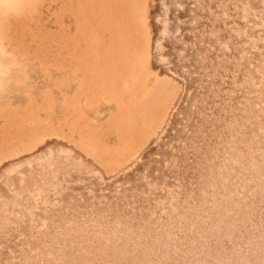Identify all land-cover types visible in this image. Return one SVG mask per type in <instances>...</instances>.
Returning a JSON list of instances; mask_svg holds the SVG:
<instances>
[{"label": "bare ground", "instance_id": "6f19581e", "mask_svg": "<svg viewBox=\"0 0 264 264\" xmlns=\"http://www.w3.org/2000/svg\"><path fill=\"white\" fill-rule=\"evenodd\" d=\"M53 3L55 5V10L51 15H53L52 16L54 20L53 26H55V29L53 32H46L41 24V18L43 15V10L49 11L48 7L52 5ZM210 5L212 7H210ZM176 10H179V12H177ZM263 13H264V0H0V259L2 258L8 259V257H10L11 254H13V250L11 246L15 244V241H17L16 240L17 238L22 239L24 235H21V234H25L26 231L28 230L27 221L25 223L21 222L22 220L20 222L18 221L20 228L16 229L17 231L15 232L13 229L14 227H12L9 224L10 223L9 221H8L9 223L7 222L9 225L2 224L3 222L1 221L2 220L1 213H2V210L5 209L4 206L9 204L8 206L12 207V203L15 202L13 197L16 195L18 196L21 193H25L27 192V190L33 191L35 190V188H38V189L43 188L44 179L52 178L53 180V177L56 176V173L54 174V172L56 171L57 168L60 169L59 166H63V167L65 166L66 169L71 170V173H69L71 175H73L72 170L74 171L78 170L81 172V174L83 175L82 177L85 180L89 181V180H92L93 178L95 179L94 180L95 184L94 182L91 184L90 183L91 181H90L89 182L90 185H87L86 183L83 185L81 184L82 188L79 189L82 200L86 202L85 205H84V202L82 205V206H85V208L84 207L83 208L86 210L90 209V205L87 203L88 192L92 191L91 189H95L96 191L100 189L101 185L99 187L97 185L98 180L102 179V181L104 180V182L105 180H107V183H108L109 180L111 179L113 180V178L118 175H120L121 177L126 176V178L128 176L130 179L129 183L126 182V185L128 183V186L123 185L124 184L123 182V184H121L122 185L121 188L119 187L120 192L119 191L118 192L121 195L123 194L122 196L125 195L124 198L126 197V199H128V196L129 197L134 196V200H133L134 203L130 202L131 204L125 207L127 211L126 210L123 211L124 207L122 206L119 207L117 204L114 205L116 207L118 206V209H116V212L111 213L112 217L110 218L112 221L114 220L113 223L116 224V222L119 221V218L122 217L121 220L123 221V224H124L125 218L129 217L130 216L129 214L132 215L138 212L139 207L141 206L140 205L141 200L139 199H142V198L144 200L150 199L151 202L154 199H155L154 201L159 200L158 197L163 195L164 193L163 191H165L166 185L170 184L168 185L169 187L171 186L172 182L175 183L174 179L176 178L178 179L179 178L177 177L178 175H180V178H179L180 180L185 179L184 186L179 185L178 186L179 188L181 187H187V189L189 188L190 181H188L189 179L187 178L190 175H192V173H194V176L197 177V179L195 178L196 179L195 181L199 185L204 181L209 182V180H211L212 182L213 177L211 176L210 172L215 171L216 164L214 163L215 161L213 160L211 161V157L214 155L212 154V152L213 151L217 152V149L220 150V153H219L220 155L221 153H225V151L229 153V155L230 153H233V152L237 153L238 155H241L239 154V151H241L240 153L245 152L244 154H242L243 157H246V155L252 156L253 154L254 158L256 160L258 159V162L263 163L264 165V161H263L264 160V152H263L264 146H262V149L261 148L259 149V146H258L260 145L261 147V145L264 144L263 142L264 137L262 139L260 138L261 136L259 135L260 137H258L259 139L258 140L256 138L257 135L254 133V129L256 130L255 127L257 125V122L255 121V119L258 120L257 118H259L260 110H262L259 108L260 102L258 98H260V96L261 98L264 97V88L261 87L262 89L259 92L254 91L253 89L255 87L254 84L259 75L258 71L261 68V66L264 65V19L261 16V14L263 15ZM50 18L51 17H49V19ZM196 18L197 19L199 18V21L200 19H202V21L198 23L196 21ZM193 20L198 23L197 26H192ZM176 34L178 35L177 37L175 36ZM262 73H264V71ZM257 82L259 84V81ZM259 87L260 85L257 88ZM187 91H188V94L185 95ZM232 93L235 94L234 97L232 96ZM216 97L217 99H219L218 105L212 100V98L216 99ZM263 107L264 106H262L261 108ZM185 116H188L190 119H187V117ZM263 117H264V114H263ZM209 118H210V122L208 123ZM187 120L189 121L187 122V124H185V121ZM224 121H227L228 123V128L225 127L227 129L228 134H225L226 136L221 137L222 128L220 129V126H221L220 124L223 123ZM258 128L259 127H257V130ZM262 131H264V129ZM231 133H235L237 135V138L236 139L234 138V139L240 145L236 146L234 141H233L234 143H231L230 141L228 142L226 140L227 135ZM232 138H233V134H232ZM167 143H172L173 145L175 144L176 151L174 150L169 151L168 150L169 146L168 148L166 146L168 145ZM251 148L252 149L255 148V152L250 151ZM258 149L260 150L259 152L257 151ZM53 150H58L56 156L59 157L61 162H59V160L57 162L56 160H52V161H49V165H48L47 163H43L41 159L39 160V158H37L39 155H42L45 152H50ZM246 151H249V153H247ZM165 155L167 158H169L170 163H172L171 167L173 169V172L178 174L177 176L176 174H173L175 176L168 174L169 172L167 171H166L167 173H163V170H158L159 176H156L154 174L153 169L155 168V164L156 163L159 164L160 161L163 160ZM246 158H245V161H246ZM34 159L38 160L39 162L32 166H29L30 161H33ZM241 159H242V164H246V163H243L244 159L242 157H240V160ZM164 161L163 162L161 161V163H165ZM232 162L234 161L232 160ZM161 163H160V166H161ZM187 164L189 166H187ZM259 165H258V168L261 167V166L259 167ZM15 166H20V167L25 166L26 172L22 174V177L13 178V180L11 179L10 181L8 180V178H4L7 175V173H9L8 171L12 168H15ZM160 166L159 168L161 169ZM232 166H235L236 168H238L237 166L239 165L237 164L235 165V162H234V165ZM225 167L226 166H224L223 168ZM123 172H125V174L122 176L121 173ZM202 172H204V174L200 177L199 174L200 173L202 174ZM218 172L217 174H219ZM250 172H254V171L251 170ZM233 173H236V172L233 171ZM237 173L235 175H237ZM227 174H229V172ZM45 175L47 176L45 177ZM204 175H207V176H204ZM90 177H92V179H90ZM200 178H203V179L200 180ZM249 178H251V176ZM72 179H73V176H72ZM82 180L80 181V183L82 182ZM75 181H76V178H75ZM75 181H74V184H75ZM120 181L118 180V182ZM258 181H257V184H258ZM65 182L64 184L65 186H67L66 184L68 183H65ZM55 184H56V181H55ZM76 184H77V181H76ZM98 184L100 183L98 182ZM104 184L106 186L109 185V183L106 184V182ZM52 185L53 184H51V186ZM77 185L80 186V184H77ZM175 185H177V183ZM110 186L108 187L110 188L109 191H112L114 187L111 184ZM54 187H57V186H54ZM228 187L229 186L227 185V188ZM237 187H239V190H240V186H237ZM11 188H13L12 191H10ZM48 188L49 187H47L46 189ZM230 188H232V186ZM50 189H52V187L49 188V190ZM254 189L256 188L254 187ZM42 190H41V193H42ZM67 190L69 191V189ZM161 191L163 193L160 195ZM53 192H51L48 195L53 194ZM103 192H107V191L104 190ZM228 192L230 193V190ZM261 192L262 193H260L261 195L257 203L261 211H259V209L258 210L256 209L257 211L253 212L252 214V217L254 215V219L260 220V221L264 219L263 218L264 217V212H263L264 211V191H261ZM71 193H72V190H70L67 195L69 196ZM42 195L45 196V194H42ZM244 195H246V192L245 194H243V196ZM18 197L20 198V196ZM81 197H80V202H81ZM209 197H207V200ZM212 197L213 196H211V198ZM226 197H229V196L226 195ZM55 199H58V198H55ZM236 199L238 198L236 197ZM30 200H33V199L30 198L28 201ZM60 200H59V203H60ZM67 200H68V197L65 195L63 203ZM71 201H73V198ZM99 201H98V204H101L102 201L101 203ZM196 201H199V200H196ZM226 201L228 202V200ZM242 201H245V200H242ZM32 202L34 203V201ZM188 202L190 204L191 201H188ZM57 203H55V205H57ZM212 204L214 205L213 202ZM226 204H230V203H226ZM30 205H33V204H30ZM76 205L77 204L75 202V206ZM123 205L125 204L123 203ZM238 205H240V203H238ZM242 205H245V204H242ZM114 206L112 208L110 206V209L112 210L115 209ZM175 207L176 205L173 206V208ZM194 207L195 206L193 205V208ZM244 207H247V206H244ZM65 209H66V206H65ZM233 209H235V206ZM151 210L153 211V209ZM155 210H157V208H155ZM162 210H165V209H162ZM245 210L246 209H244V211ZM26 211L23 213H26ZM222 211L223 209L221 210V212ZM71 212L73 213V211ZM141 212L143 213V211ZM190 212H188L187 210V213H190ZM200 213H203V212H200ZM243 213L244 212H242L241 214ZM16 214H14V218H13L15 220H16V216H15ZM151 214L152 213H150V215ZM11 215L13 217L12 213ZM73 215L74 214H72V216ZM21 216H22V213H21ZM178 216L180 217V215ZM222 216H223V213H222ZM239 216L236 215V218L238 217L239 219ZM134 217L135 216H133V218ZM143 217H144V214H143ZM193 217H195V215ZM193 217L191 214V219L189 220H192ZM102 218L100 216H97V219L93 221L94 222L100 221L101 223V221L103 222ZM187 218L188 217H186V220ZM189 218H190V215H189ZM3 220L5 219L3 218ZM160 220H162V218H160ZM171 220L172 219H170V222ZM64 221L66 220L64 219ZM225 221H229V219L228 220L226 219ZM35 222L37 225V221ZM128 222H132L131 219ZM38 223L40 222L38 221ZM68 223H71V222H69L68 220ZM147 223H148V220H147ZM156 223H159V222H156ZM238 223H241V222H238ZM123 224H120V225H123ZM153 224L155 223L153 222ZM185 224L183 226H185L186 229H188L187 227L188 223L187 225ZM39 225L41 227V224ZM151 225L152 224H150V226ZM226 225H228V230H229V225H232L233 227V223L231 222H227ZM235 225L237 224H234V226ZM92 226L94 227V225ZM131 226H134V225H131ZM170 226H172V224H170ZM106 227H109V226L107 225ZM106 227L103 226V223H102L101 230H105ZM139 227H141V225ZM145 227L146 226H144L143 229H145ZM193 227H194V224H193ZM258 227L260 226L258 225ZM123 228L125 229V226ZM219 228L220 227H218V229ZM73 229L71 228V230ZM111 229L113 230V226ZM165 229L168 230V228H165ZM186 229H185V232H186ZM38 230L40 231L41 229H38ZM83 230L86 231L88 230V228L83 229ZM117 231L119 232V230ZM160 231L161 230H159V232ZM181 231L182 230H180V232ZM102 232L100 234L102 236L100 235L96 236L93 234H82L80 232L82 235V237L80 236L81 238L79 236L76 237L77 238L76 240H74L73 238L72 242L74 244L70 245L72 247V250L74 248L73 246H76L75 249H78L79 251L81 250V254H82L79 260L75 259L76 262H74V259H73L74 264H83V263L86 264L87 263L86 261L83 262L81 259L87 260L86 256L89 255L90 251L87 252L85 248L87 247V244L89 241H90L88 244L89 247H90V244L91 246L92 244H94L95 246H98L99 243L101 244L103 242H106V240L112 235V234L109 235L106 233L104 234V231ZM146 232L144 235H146ZM197 232L193 234L196 235L199 233ZM235 232L232 231V234ZM55 233L57 232L55 231ZM59 233L60 234L63 233L65 235L70 234V232H68L67 227L64 228ZM131 233L132 232H130V234ZM190 233H192V230ZM14 234H19V235L18 237L15 236L14 238H12ZM160 234H163V233L160 232ZM35 235H36V232H35ZM149 235H151V233ZM214 235H215V231H214ZM76 236H77V232H76ZM88 236H93L95 238L92 239V237H89L91 239L90 240L88 239ZM154 236L155 235L152 234V236L149 238H153ZM197 236L198 235H196V240H197ZM71 237L73 236L71 235ZM98 237H102V239L98 240ZM142 237H145V236H142ZM114 238H118V237H114ZM225 238H226V235H225ZM30 239H32V237ZM47 239H49V237ZM182 239L180 242H182ZM8 240H10L11 242L9 243ZM67 240H65L66 243H68ZM101 240L103 241L100 242ZM211 240H213L212 243H214V236L212 239H210V241ZM50 241H48V243H50ZM75 241L77 244H75ZM263 241H264V238H263ZM58 242L60 241L58 240ZM199 242H202V241H199ZM165 243L168 244L167 242ZM134 244L135 243H133V245ZM187 245L188 244H186V246ZM21 246L22 248H24L23 247L24 245H21ZM51 246H53V244ZM152 246H155V244ZM156 246L158 247V245ZM26 247H28L27 244H26ZM146 247H148V245ZM227 247L228 245L226 246V248ZM236 247L240 249L239 245L238 246L236 245ZM57 248L56 250L54 249V251L53 249H51L52 252H50L49 254L50 255L52 254V257L50 258V260L55 259V262H57V264H65V263L73 264L72 261L71 263H69V261H66L67 260L66 258H69L68 254L70 252L67 253V249L69 247H67V249H65L63 252H58ZM103 248H105V246ZM103 248L102 250L104 251ZM113 248H116V247H113ZM139 248H141L140 245H139ZM87 249H90V248H87ZM153 249L155 248L153 247ZM219 249H220V246H219ZM240 250L242 251V249ZM22 251L24 250L22 249ZM93 251H94V246H93ZM93 251H92L93 253L92 255L96 253ZM107 251H110V250H107ZM136 251H139V250L136 249ZM204 251L206 250L204 249ZM201 252H203V250ZM201 252H200V256L203 254ZM212 252L213 251H211V253ZM260 252L262 253V249L260 250ZM103 253H106V252L104 251ZM158 253H161V252H158ZM217 253H216V256L212 258L213 260L211 259V257H209L212 261L208 260L207 264H234V262H230V261H234L232 259H234L236 255L234 257L231 256L233 258L230 260H227V259H224L223 257L224 254L223 256H219L217 255ZM242 253H240L242 255L241 257H243V255L246 254V253L244 254ZM43 254L45 255V252ZM98 254L99 252H97L95 259L91 257V259L93 260L91 264H97L100 262V258ZM225 254H227V251ZM256 254H254V256H252L253 258L249 259L248 262H246V264H264V259H263L264 257H261L260 254H259L260 256H256ZM39 255L40 254H38V256ZM109 255L107 257H110ZM166 255L163 256L162 254L161 256L166 257ZM171 256H174V254ZM23 257H26V256H23ZM29 257L30 256L28 255V258ZM204 257L205 256H203V258ZM206 257L208 259V256ZM239 257L240 256H238L237 258ZM37 259L35 258V260ZM188 259L189 258H187V260ZM189 260H192V259H189ZM8 261L9 260H4V264H7ZM201 261L202 262H200L199 260L198 264H205L204 263L205 261L203 260ZM1 262H3V260H0V264ZM195 262H197V260H195ZM195 262H191V263H195ZM41 263L43 264V262ZM13 264H15V262ZM148 264H150V262ZM168 264H171V262L169 261Z\"/></svg>", "mask_w": 264, "mask_h": 264}, {"label": "rangeland", "instance_id": "374dc122", "mask_svg": "<svg viewBox=\"0 0 264 264\" xmlns=\"http://www.w3.org/2000/svg\"><path fill=\"white\" fill-rule=\"evenodd\" d=\"M251 2V1H250ZM211 3V2H210ZM210 7H212L211 5H210ZM211 9V8H210ZM48 10L49 11H45V10H43V15H42V18H41V24H42V26H43V28H44V30L46 31V32H53L54 31V29H55V26H53L54 25V23H53V15H51L53 12H54V10H55V5H54V3L52 4V5H50L49 7H48ZM177 12H179V10H176ZM261 16L263 17V19H264V13H263V15L261 14ZM49 17H51L50 19H49ZM261 17V18H262ZM45 21V22H44ZM196 21L198 22V23H200L201 21H202V19H200V21H199V18L197 19L196 18ZM196 21H194L193 20V22H192V26H197L198 25V23L196 22ZM53 23V24H52ZM196 28H198V27H196ZM176 37L178 36L177 34L175 35ZM262 68V69H261ZM261 68L259 69V71H258V73H259V75H258V77H257V80H256V82H255V84H254V91H260L262 88H264V78H263V74L264 73H262L263 71H264V65L263 66H261ZM261 71V72H260ZM259 78V79H258ZM261 79V80H260ZM257 81H259V84H258V82ZM261 82H263V83H261ZM260 85V87L259 88H257L258 86ZM263 85V86H262ZM257 86V87H256ZM262 87V88H261ZM256 88V89H255ZM188 94V91L185 93V95H187ZM189 94H190V92H189ZM258 94V93H257ZM192 95V94H191ZM191 95H189V96H191ZM234 93H232V96L234 97ZM264 97H262L261 98V96H260V98H258V100H259V108L260 109H262V110H260V115H259V118H257L258 120H256L255 119V121L257 122V125H256V130L254 129V133L257 135H255L256 136V138L258 139V137H260V138H262L263 139V137H264V131H262L263 129H264V117H263V112H264V107L263 108H261L262 106H264ZM212 100H213V102H215L217 105L219 104V99H217V97H216V99L215 98H212ZM214 103V104H215ZM215 104V105H216ZM263 104V105H262ZM217 107V106H216ZM263 111V112H262ZM262 113V114H261ZM262 116V117H261ZM185 117H187V119H190L188 116H185ZM263 118V119H262ZM260 119V120H259ZM184 121V120H183ZM189 120H187V121H185V124H187V122H188ZM210 122V118H209V121H208V123ZM227 123V121H224L223 123H221L220 125V129H221V137L223 136H226L225 134H228L227 133V129L226 128H228V123ZM259 123H260V125H259ZM263 124V125H262ZM227 125V126H226ZM262 125V126H261ZM226 127V128H225ZM257 127H259L258 128V130H257ZM224 128V129H223ZM223 131V132H222ZM226 133H225V132ZM261 131V132H260ZM224 133V134H223ZM232 134H233V138H232ZM260 135V136H259ZM237 138V135L235 134V133H231V134H229V135H227V137H226V140L229 142H231V143H234L235 142V144H236V146L237 145H240L239 143H237L236 142V140L235 139ZM234 139V140H233ZM259 140V139H258ZM234 141V142H233ZM257 141V140H256ZM263 142H264V140H263ZM168 145H166L167 146V148H168V146H169V151H176V146H175V144L173 145L172 143H167ZM258 145V144H257ZM173 146V147H172ZM259 146V149L261 148L262 149V146H264V144L263 145H261V147H260V145H258ZM257 150L258 152L260 151V150ZM263 149H264V147H263ZM57 151L58 150H53V151H50V152H45V153H43L42 155H39L37 158H39V160L41 159V161H43V163H47L48 165H49V161H52V160H56V162L59 160V162H61V160L59 159V157H57L56 155H57ZM250 151H254L255 152V148H251L250 149ZM238 152V151H237ZM241 151H239V154H241V155H238L237 153H235V152H233V153H230V155H229V153H227L226 151H225V153H221V155L219 154L220 153V150H218L217 149V152H212V154H214L212 157H211V161L213 160V161H215L214 163L216 164V166H215V171L214 172H210V174H211V176L213 177V183L211 182V180H209V182H211V183H209L208 181L206 182V181H204V182H202L200 185L198 184V183H196V179H197V177H195L194 176V173H192V175H190L187 179H189L188 181H190V185H189V188L187 189V187H181V188H179L178 186L179 185H182V186H184V184H185V179L184 180H180L179 178H180V175H178V174H176L175 172H173V169H172V167H171V165H172V163H170V160H169V158H167L166 157V155H165V157L163 158V160H161L162 162L164 161L165 163H161V161H160V163H161V166H160V163L158 164V163H156L155 164V168L153 169L154 171V174L156 175V176H159L158 174H159V171L158 170H163V173H167V172H169L168 174H171V175H173V174H176V176L177 177H179L177 180L176 179H174L175 180V183L174 182H172L171 183V186H169L168 187V185H170V184H168V185H166V187H165V191H161L160 192V195L163 193V195L162 196H159L158 197V199L159 200H156V201H152L151 202V200L149 199H147V200H144L143 198L142 199H139V200H141V203H140V207H139V210H138V212L137 213H134V214H129L130 216L129 217H126L125 218V222H124V224H123V221L121 220L122 219V217L121 218H119V221H117L116 222V224L115 223H113V221L110 219L111 217H112V214L111 213H113V212H116V209H118V206L119 207H126V206H128V205H130L131 203H134L133 202V200H134V196H128V199H126V197L124 198V196H122L121 194H119V192H120V188H121V184H123V182H124V184L123 185H125V186H128V183L130 182V179H129V177L127 176V178H126V176H123L124 174H125V172H123V173H121V175L123 176V177H121L120 175H118V176H116V177H114L113 178V180L111 179V180H109V185H105L104 183L106 182V184H108L107 183V180H105V182H104V180L102 181V179H100V180H98L97 181V185H98V187L100 186V191L98 190V191H96L95 189H91L92 191H89L88 192V201H87V199H86V201H87V203L90 205V209L89 210H86V209H84L85 208V206H82L83 205V200H82V197H81V193H80V190L79 189H81L82 188V186H81V184L83 185V184H87V185H90L89 184V182L92 184L93 182H94V178L92 179V177H90V179H92V180H85L82 176V174H81V172L80 171H78V170H76V171H74V170H72V174L73 175H71V174H69V173H71V170H69V169H66L65 168V166L63 167V166H59V168L60 169H56V171L54 172V174L56 173V176L55 177H53V180H52V178L51 179H44V183H43V188H41V189H38V188H35V190H27V192H25V193H21L20 195H18V196H20V198L16 195V196H14L13 197V199H14V203H12V207L11 206H8V205H5L4 207H5V209H3L2 210V213H1V218H2V224H7V225H11L12 227H14L13 229H14V232L15 231H17L16 229H19L20 227H19V223H18V221L20 222L21 220V222H26L27 221V223H28V230L26 231V233L25 234H21V235H24L23 237H22V239H19V238H17L16 240L18 241H15V244H13V246H11V248H12V250H13V254H11V256L10 257H8V259L6 258H2V259H0V260H3V262H1V264H4V260H9L8 261V263L7 264H13L14 262H15V264H42L41 262H43V264H57V262H55V259L54 260H50V258L52 257V254L50 255L49 253L50 252H52V250L51 249H53V251H54V249L56 250V248H57V246H58V248H57V251L58 252H63L65 249H67V247H69L68 249H67V253H69L68 255V257L69 258H66L67 260L66 261H69V263H71V261L73 262V259H74V262H76V260L75 259H77V260H79L80 258H81V256H82V254H81V250L79 251L78 249H75V247L76 246H73L74 248H73V250H72V247L70 246V245H72V244H74L73 242H72V240H73V238H74V240H76L77 238L76 237H82V235H81V233L82 234H93V235H96V236H98V235H100L101 234V232L102 231H104V234L106 233V234H109V235H111V237H109L107 240H106V242H103V243H99L98 244V246H95L94 244H92V246H91V244H90V247H89V242H88V244H87V247L85 248L86 250H87V252L88 251H90L89 252V255H87L86 256V259L87 260H84V259H81L83 262H87L86 264H91L92 262H93V260L91 259V257L93 258V259H95V256L97 255V252H99V254H98V256H99V258H100V264H123V263H125V264H148L149 262H150V264H168L169 263V261L171 262V264H190L191 262H195V260H197V262H195V263H191V264H198V262H199V260H200V262H202L201 260H203V261H205L204 263L205 264H207L208 263V260L209 261H212L213 259L212 258H214L215 256H216V253H217V255H219V256H223V254H224V259H227V260H230V259H232L235 255V257L237 258L238 256H240L239 258H235L234 257V259H232V260H234V261H230V262H234V264H236V262H237V264L239 263V264H246V262H248V260L249 259H251V258H253L252 256H254V254H256V256H260L261 255V257H264V241H263V238H264V232H263V230H264V219H262L261 221L260 220H256V219H254V215H253V217H252V214H253V212H256L258 209H259V211H261L260 210V207H258V205H257V203H258V200H259V197H260V193H262L261 191H264V165H263V163H260V162H258V159L256 160L255 158H254V155L252 154V156H248V155H246V157H243L242 156V154H244V153H240ZM247 153H249V151H246ZM263 152H264V150H263ZM246 153V154H247ZM251 153V152H250ZM215 154H217V155H215ZM219 155V156H218ZM226 155V156H225ZM218 156V157H217ZM220 156H221V158H220ZM224 156V157H223ZM235 156V157H234ZM237 156H238V158H237ZM51 157V158H50ZM240 157H242L243 159H244V162L243 163H246V164H242V159L240 160ZM191 158V157H190ZM237 158V159H236ZM245 158H246V161H245ZM219 159V160H218ZM223 159V160H222ZM235 159V160H234ZM239 159V160H238ZM249 159V160H248ZM80 160V159H79ZM168 160V161H167ZM232 160L235 162V165L237 164V165H239L240 167H242V168H240L239 166H237L238 168H236L235 166H232V165H234V162H232ZM255 160V161H254ZM81 161V160H80ZM239 161V162H238ZM248 161H249V163H248ZM264 161V160H263ZM39 161L38 160H33V161H30V163H29V166H32V165H34V164H36V163H38ZM82 162V161H81ZM220 162H222V163H220ZM237 162V163H236ZM257 162H258V164H257ZM84 163V162H83ZM186 163V162H185ZM85 164V163H84ZM231 166H230V165ZM241 164V165H240ZM256 164V165H255ZM260 164V165H259ZM244 165V166H243ZM247 165V166H246ZM258 165H259V167L260 168H258ZM156 166H158V167H156ZM159 166L161 167V169L159 168ZM170 168H169V167ZM187 166H189L188 164H187ZM224 166H226L225 168H223ZM228 166V167H227ZM231 168H230V167ZM246 166V167H245ZM254 166V167H253ZM255 166H256V168H255ZM165 167V168H164ZM234 167V168H233ZM244 167V168H243ZM252 167H253V169H252ZM63 168V169H62ZM228 168H230V169H228ZM232 168H233V170H232ZM251 168V169H250ZM170 169V170H169ZM224 171H223V170ZM250 169V170H249ZM257 171H256V170ZM218 170H219V172H218ZM229 170V171H228ZM236 170V171H235ZM254 171V172H250V171ZM13 171V172H12ZM16 171V172H15ZM68 172V174H67V172ZM167 171V172H166ZM231 171V172H230ZM233 171L234 172H238L237 173V175H235L236 173H233ZM242 171V172H241ZM248 173H247V172ZM260 171V172H259ZM9 173H7V175L4 177V178H8V180L10 181L11 179L13 180V178H20V177H22V174H24L25 172H26V168H25V166L24 167H20V166H15V168H12V169H10L9 171H8ZM76 174H75V173ZM79 172H80V174H79ZM95 172V171H94ZM158 172V173H157ZM173 172V173H172ZM217 172L219 173V174H217ZM223 172V173H222ZM229 172V174H227ZM247 173V175H246V173ZM257 174H256V173ZM14 173H16V174H14ZM67 175H66V174ZM197 173V172H196ZM259 173V174H258ZM261 173V174H260ZM11 176H10V175ZM58 174V175H57ZM64 174V175H63ZM90 174H92V173H90ZM204 174V172H202V174L200 173L199 175H200V177L202 176ZM219 175V176H217V175ZM225 174V175H224ZM240 174H241V176H240ZM62 176V177H60V176ZM224 175V176H223ZM261 175V176H260ZM47 175H45V177H46ZM59 176V177H58ZM72 176H73V179H72ZM91 176V175H90ZM155 176V177H156ZM173 176H175V175H173ZM197 176H198V174H197ZM204 176H207V175H204ZM244 176V177H243ZM246 176H248V177H246ZM251 176V178H249ZM12 177V178H11ZM58 177V178H57ZM63 177H65V178H63ZM68 177V178H67ZM119 177H120V179H119ZM222 177V178H221ZM241 177V178H240ZM263 177V178H262ZM10 178V179H9ZM61 178V179H60ZM70 178V179H69ZM75 178H76V181H77V184H80V186L79 185H77L76 184V181H75ZM81 178V179H80ZM118 178V179H117ZM126 179V180H124V179ZM193 178V179H192ZM196 178V179H195ZM215 178H217V179H215ZM261 178V179H260ZM64 181H63V180ZM72 179V180H71ZM83 179V180H82ZM123 179V180H122ZM203 178H200V180H202ZM220 179V180H219ZM229 179V180H228ZM239 179V180H238ZM251 179V180H250ZM257 179V180H256ZM258 179H259V181H258ZM56 181V184H55V181ZM67 180V181H66ZM71 180V181H70ZM82 180V182L80 183V181ZM117 180V181H116ZM118 180L120 181V182H118ZM129 180V181H128ZM224 180V181H223ZM237 180V181H236ZM247 180V181H246ZM66 181V182H65ZM74 181H75V184H74ZM223 181V182H222ZM231 181H232V183H231ZM244 181V182H243ZM251 181H253V182H251ZM257 181H258V184H257ZM263 181V182H262ZM59 184H58V183ZM64 182L65 183H68V184H66L67 186H65V184H64ZM72 182V183H71ZM98 182L100 183V184H98ZM117 182V183H116ZM126 182H128L127 183V185H126ZM193 182V183H192ZM222 183V184H220V183ZM236 184H235V183ZM240 182V183H239ZM256 182V183H255ZM71 183V184H70ZM102 183V184H101ZM177 183V185H175ZM195 183V184H194ZM207 183V184H206ZM208 183H209V185H208ZM226 183H228V184H226ZM234 183V184H233ZM248 183V184H247ZM254 183V184H253ZM51 184H53L52 186H51ZM70 184V185H69ZM94 184H95V182H94ZM104 184V185H103ZM110 184L114 187L113 188V190L112 191H109L110 190V188H111V186H110ZM189 184V183H188ZM203 184V185H202ZM207 186H206V185ZM216 184H217V186H216ZM220 184V185H219ZM232 184V185H231ZM245 184V185H244ZM61 185H63V186H61ZM72 185V186H71ZM73 185H75V186H73ZM197 185V186H196ZM210 185H212V186H210ZM227 185L229 186L228 188H227ZM252 185V186H251ZM253 185H254V187L256 188V189H254V187H253ZM52 187V189H50L49 190V188H51ZM54 186H57V187H54ZM59 186H61V187H59ZM105 186V187H104ZM110 186V188H108ZM117 186V187H116ZM175 186V187H174ZM221 186V187H220ZM232 186V188H230ZM237 186H240V190H239V187H237ZM244 186V187H243ZM250 186V187H249ZM47 187H49L48 189H46ZM59 187V188H58ZM69 189V191L70 190H72V193L68 196L67 194L69 193V191L66 189ZM107 187V188H106ZM120 187V188H119ZM246 187V188H245ZM248 187V188H247ZM259 187V188H258ZM71 188V189H70ZM106 188V189H105ZM118 188V189H117ZM167 188H168V190H167ZM170 188V189H169ZM179 188V189H178ZM183 188H184V190H183ZM234 188H236V189H234ZM42 189H44V190H42ZM59 191H58V190ZM190 189V190H189ZM192 189V190H191ZM207 189V190H206ZM220 189V190H219ZM244 189V190H243ZM252 191H251V190ZM262 189V190H261ZM13 190V188H11L10 189V191H12ZM41 190H42V193H41ZM47 190H49V191H47ZM65 190V191H64ZM95 190V191H94ZM107 191V192H103V191ZM198 190V191H197ZM200 190V191H199ZM225 190V191H224ZM230 190V193L228 192ZM236 190H238V191H236ZM246 190V191H245ZM24 191H26V190H24ZM54 191V192H53ZM68 191V192H67ZM77 191V192H76ZM119 191V192H118ZM172 191H174V192H172ZM187 191V192H186ZM190 191V192H189ZM209 191V192H208ZM211 191V192H210ZM221 191V192H220ZM235 191V192H234ZM253 192V193H251V192ZM255 191V192H254ZM46 192V193H45ZM51 192H53V194H51V195H48V194H50ZM91 192V193H90ZM92 192H93V194H92ZM99 192V193H98ZM102 192V193H101ZM111 192V193H110ZM233 194H232V193ZM245 192H246V195H244L243 196V194H245ZM27 193V194H26ZM31 193V194H30ZM79 194V196H78V194ZM90 193V194H89ZM175 193V194H174ZM181 193V194H180ZM190 193H191V195H190ZM198 193V194H197ZM201 193V194H200ZM207 193V194H206ZM209 193H211V194H209ZM213 193V194H212ZM226 193V194H225ZM240 193H242V194H240ZM250 193V194H249ZM255 193V194H254ZM25 194V195H24ZM30 196H29V195ZM42 194H45V196H43ZM61 194V195H60ZM64 194V195H63ZM100 194V195H99ZM112 196H111V195ZM117 194H118V196H117ZM167 194V195H166ZM182 194H184V195H182ZM187 194H188V196H187ZM196 194V195H195ZM200 194V195H199ZM224 194V195H223ZM238 196H237V195ZM13 195V194H12ZM11 195V196H12ZM65 195L68 197V200L67 201H65L64 203H63V201H64V198H65ZM71 195H72V197H71ZM89 195H91V196H89ZM98 195V196H97ZM114 195V196H113ZM132 195V194H131ZM175 195H177V196H175ZM193 195V196H192ZM202 195H204V196H202ZM213 196L212 198H211V196ZM226 195L227 196H229V197H226ZM231 195V196H230ZM234 195V196H233ZM241 195V196H240ZM250 195V196H249ZM257 195V196H256ZM21 196H22V198H21ZM41 196H42V198H41ZM63 196H64V198H63ZM94 196V197H93ZM105 196H107V197H105ZM174 196H175V198H174ZM182 196H183V198H182ZM210 196V197H209ZM219 196V197H218ZM238 198V199H236V197ZM239 196H240V198L242 199V200H247L246 202L245 201H242L240 198H239ZM249 196V197H248ZM255 196V197H254ZM28 197V198H27ZM44 197H48L47 199L46 198H44ZM75 197V198H74ZM78 197V198H77ZM80 197H81V202H80ZM93 197V198H92ZM98 197V198H97ZM99 197H100V199H99ZM181 197V198H180ZM185 197V198H184ZM188 197V198H187ZM194 197V198H193ZM207 197H209L208 198V200H207ZM217 197V198H216ZM226 197V198H225ZM231 197H232V199H231ZM17 198V199H16ZM33 199V200H30V201H28L29 199ZM55 198H58V199H55ZM63 198V199H62ZM71 198V199H70ZM72 198H73V201H71L72 200ZM114 198V199H113ZM118 198V199H117ZM130 198V199H129ZM132 198V199H131ZM136 198V197H135ZM163 198V199H162ZM223 198V199H222ZM229 198V199H228ZM245 198V199H244ZM255 198V199H254ZM257 198V199H256ZM17 201H16V200ZM19 199V200H18ZM21 199V200H20ZM28 199V200H27ZM39 199V200H38ZM42 201H41V200ZM61 199V200H60ZM77 199V200H76ZM91 199H92V201H91ZM97 199V200H96ZM104 199H106V200H104ZM121 199V200H120ZM126 199V200H125ZM137 199V198H136ZM157 199V198H156ZM176 199V200H175ZM184 199H185V201H184ZM194 199V200H193ZM200 199H201V201H200ZM203 199H204V201H203ZM210 199H211V201H210ZM225 199V200H224ZM59 200H60V203H59ZM90 200V201H89ZM100 200V201H99ZM130 200H132V201H130ZM167 200V201H166ZM171 200V201H170ZM178 200V201H177ZM182 200H183V202H182ZM196 200H199V201H196ZM206 200V201H205ZM212 200H214V201H212ZM217 202H216V201ZM226 200H228V202L226 201ZM240 200V201H239ZM249 200V201H248ZM255 200V201H254ZM28 202V204H27V202ZM32 201H34V203L32 202ZM37 201V202H36ZM40 201V202H39ZM44 201V202H43ZM52 203H51V202ZM70 201V202H69ZM97 201V202H96ZM98 201L101 203V201H102V203L101 204H98ZM114 201V202H113ZM127 201V202H126ZM144 201V202H143ZM148 201V202H147ZM159 201V202H158ZM162 201V202H161ZM188 201H191L190 202V204H189V202ZM253 201H254V203H253ZM17 202V203H16ZM25 202H26V204H25ZM49 204H48V203ZM58 202V203H57ZM75 202H76V206H75ZM105 202H107V203H104ZM131 202V203H130ZM172 202V203H171ZM180 202V203H179ZM185 202V203H184ZM187 202V203H186ZM199 202V203H198ZM204 202V203H203ZM211 202V203H210ZM212 202L214 203V205L212 204ZM224 202H225V204H224ZM235 202V203H234ZM33 204V205H30V204ZM55 203H57V205H55ZM69 203V204H68ZM74 203V204H73ZM123 203L125 204V205H123ZM148 203V204H147ZM166 203V204H165ZM192 203V204H191ZM209 203V204H208ZM216 203V204H215ZM219 203V204H218ZM226 203H230V204H226ZM237 203V204H236ZM238 203H240V205L242 206V208H241V206L240 205H238ZM249 203V204H248ZM18 204V205H17ZM53 204V205H52ZM86 204V202H84V205ZM92 204V205H91ZM118 205L117 207L116 206H114V205ZM143 204V205H142ZM145 204V205H144ZM154 204V205H153ZM178 204V205H177ZM185 204V205H184ZM200 204H202V205H200ZM207 204V205H206ZM221 204V205H220ZM242 204H245V205H242ZM248 204V205H247ZM17 206V208H16V206ZM23 205H24V207H23ZM35 205V206H34ZM62 205H64V206H62ZM71 205V206H70ZM94 205V206H93ZM101 205V206H100ZM149 205V206H148ZM151 205V206H150ZM176 205V207L175 208H173V206H175ZM183 205H184V207H183ZM189 205V206H188ZM193 205L195 206L194 208H193ZM204 205V206H203ZM219 205V206H218ZM224 205H225V207H224ZM253 205V206H252ZM19 206V207H18ZM26 206V207H25ZM29 206V207H28ZM51 206V207H50ZM55 207V208H53V207ZM58 206H60V207H58ZM65 206H66V209H65ZM98 206H100V207H98ZM109 206V207H108ZM110 206H111V208L114 206V208L115 209H110ZM186 206V207H185ZM197 206V207H196ZM213 206H214V208H213ZM217 206V207H216ZM228 206V207H227ZM234 206H235V209H233L234 208ZM244 206H247V207H244ZM41 207H42V209H41ZM64 207V208H63ZM84 207V208H83ZM98 207V208H97ZM107 207V208H106ZM179 207H180V209H179ZM190 207V208H189ZM209 207V208H208ZM212 207V208H211ZM222 207V208H221ZM227 207V208H226ZM257 207V208H256ZM25 208V209H24ZM44 208V209H43ZM48 208V209H47ZM62 208V209H61ZM76 208H77V210H76ZM99 208H101V209H99ZM123 208V211L124 210H126L127 211V209L125 208L124 209ZM143 208V209H142ZM145 208V209H144ZM147 208H148V210H150V211H148L147 210ZM155 208H157V210H155ZM170 208V209H169ZM172 208V209H171ZM189 208V209H188ZM204 208V209H203ZM218 208H219V210H218ZM230 208V209H229ZM237 208V209H236ZM253 208V209H252ZM255 208V209H254ZM17 209V210H16ZM19 209H20V211H19ZM47 209V210H46ZM53 209V210H52ZM55 209V210H54ZM68 209V210H67ZM92 209H93V211H92ZM98 209V210H97ZM103 209V210H102ZM151 209H153V211L151 210ZM162 209H165V210H162ZM175 209V210H174ZM179 209V210H178ZM185 209H186V211H185ZM191 209H193V210H191ZM202 209H203V211H202ZM206 209V210H205ZM211 209V210H210ZM214 209V210H213ZM216 209V210H215ZM223 209V211L221 212V210ZM239 209V210H238ZM244 209H246L245 211H244ZM257 209V210H256ZM10 211V213H9V211ZM11 210H13V211H11ZM27 210V211H26ZM42 210V211H41ZM50 210V211H49ZM76 210V211H75ZM102 210V211H101ZM187 210H188V212H190V213H187ZM198 210V211H197ZM226 210V211H225ZM233 210V211H232ZM235 210H237V211H235ZM251 210V211H250ZM5 211V212H4ZM26 211V213H23V212H25ZM41 211V212H40ZM69 211V212H68ZM71 211H73V213L71 212ZM89 211V212H88ZM91 211V212H90ZM96 211V212H95ZM139 211H140V213H139ZM141 211H143V213L141 212ZM144 211H145V213H144ZM147 211V212H146ZM152 211V212H151ZM163 211V212H162ZM171 212V213H169V212ZM177 211V212H176ZM178 211H179V213H178ZM182 211V212H181ZM183 211H184V213H183ZM197 211V212H196ZM214 211H216V212H214ZM218 211V212H217ZM15 212V213H14ZM44 214H43V213ZM65 212V213H64ZM106 212V213H105ZM155 212V213H154ZM162 212V213H161ZM175 212V213H174ZM181 212V213H180ZM193 212H194V214H193ZM200 212H203V213H200ZM242 212H244L243 214H241ZM249 212V213H248ZM264 212V211H263ZM11 213L13 214V217H12V215H11ZM16 213H18V214H16ZM21 213H22V216H21ZM42 213V214H41ZM79 214V215H77V214ZM81 213H83V214H81ZM92 213V214H91ZM98 213V214H97ZM102 213V214H101ZM150 213H152L151 215H150ZM159 213H161V214H159ZM188 214V215H186V214ZM202 214V215H200V214ZM216 213V214H215ZM222 213H223V216H222ZM228 213V214H227ZM230 213V214H229ZM234 215H233V214ZM237 213V214H236ZM245 213H247V214H245ZM14 214H16L15 216H16V220L15 219H13L14 218ZM25 216H24V215ZM26 214H28V215H26ZM34 216H32V215ZM34 214H36V215H34ZM62 214H63V216H62ZM65 214V215H64ZM72 214H74L73 216H72ZM88 214H89V216H88ZM104 214H105V216H104ZM143 214H144V217H143ZM146 214V215H145ZM167 214V215H166ZM191 214H192V217L195 215V217H193V218H195V219H193L192 218V220H189V219H191ZM238 215L239 216V214H240V216H239V219H238V217L236 218V215ZM249 214H250V216H249ZM45 215V216H44ZM47 215V216H46ZM54 215V216H53ZM59 215V216H58ZM68 215V216H67ZM87 215V216H86ZM92 215H93V217H92ZM111 215V216H110ZM139 215V216H138ZM161 215V216H160ZM169 215V216H168ZM171 215V216H170ZM178 215H180V217L178 216ZM185 217H183V216ZM189 215H190V218H189ZM208 215V216H207ZM212 215V216H211ZM216 215V216H215ZM218 215V216H217ZM225 215V216H224ZM232 215H233V217H232ZM242 215V216H241ZM248 215V216H247ZM32 216V217H31ZM37 216V217H36ZM61 216V217H60ZM65 216V217H64ZM91 216V217H90ZM97 216H100L102 219H103V222L101 221V223H100V221L99 222H97V221H93V220H96L97 219ZM133 216H135L134 218H133ZM137 216V217H136ZM159 216V217H158ZM172 216H173V218H172ZM176 216V217H175ZM201 216H202V218H201ZM210 216V217H209ZM213 216H215V217H213ZM220 216V217H219ZM229 216H230V218H231V220H230V218H229ZM247 216V217H246ZM8 217V218H7ZM19 217V218H18ZM22 217H24V218H22ZM40 217V218H39ZM48 217V218H47ZM60 217V218H59ZM62 217H64V218H62ZM69 217V218H68ZM131 217V218H130ZM153 217V218H152ZM156 217V218H155ZM158 217V218H157ZM165 217V218H164ZM176 219H175V218ZM186 217H188L187 218V220H186ZM205 219H204V218ZM208 217V218H207ZM226 217V218H225ZM235 217V218H234ZM243 217V218H242ZM3 218L5 219V220H3ZM43 218V219H42ZM47 218V219H46ZM53 218V219H52ZM72 218V219H71ZM80 218V219H79ZM82 218V219H81ZM88 218V219H87ZM91 218V219H90ZM93 218V219H92ZM138 218V219H137ZM160 218H162V220H160ZM207 218V219H206ZM214 218V219H213ZM216 218V219H215ZM218 218V219H217ZM221 218V219H220ZM264 218V217H263ZM18 219V220H17ZM55 219V220H54ZM64 219L66 220V221H64ZM76 219V220H75ZM106 219H107V221H106ZM130 219H131V221L132 222H128V221H130ZM134 219H135V221H134ZM143 219V220H142ZM158 219V220H157ZM170 219H172L171 220V222H170ZM185 219V220H184ZM224 219V220H223ZM228 220L229 219V221H225V220ZM235 221H234V220ZM237 219V220H236ZM248 219V220H247ZM12 220V221H11ZM24 220V221H23ZM68 220H69V222H71V223H68ZM80 220V221H79ZM84 220V221H83ZM90 220V221H89ZM128 220V221H127ZM147 220H148V223H147ZM174 220V221H173ZM183 220H184V222H183ZM202 220H204V221H202ZM220 220V221H219ZM254 220H255V222H254ZM10 223H9V222ZM15 221H17V222H15ZM35 221H37V225H36V222ZM38 221L40 222V223H38ZM45 222V223H43V222ZM63 221V222H62ZM81 221H82V223H81ZM93 221V222H92ZM110 223H109V222ZM112 221V222H111ZM140 221V222H139ZM149 221H150V223H149ZM151 221H153L155 224H153V222H151ZM164 221V222H163ZM194 221V222H193ZM206 221V222H205ZM253 221V222H252ZM5 222V223H4ZM9 224H8V223ZM35 222V223H34ZM50 222V223H49ZM56 222V223H55ZM65 222V223H64ZM135 222V223H134ZM145 222V223H144ZM156 222H159V223H156ZM173 222V223H172ZM203 222H204V224H203ZM211 222V223H210ZM216 222V223H215ZM222 222H223V224H222ZM226 222V223H225ZM227 222H231V223H233V227H232V225H229V230H228V225H226L227 224ZM238 222H241V223H238ZM243 222H244V224H243ZM15 223V224H14ZM67 223V224H66ZM75 223V224H74ZM78 223V224H77ZM96 223V224H95ZM100 223V224H99ZM102 223H103V226H109V227H106V229L105 230H101V226H102ZM106 223V224H105ZM108 223V224H107ZM111 223H112V225H111ZM127 223V224H126ZM140 223V224H139ZM163 223V224H162ZM165 223V224H164ZM174 223H176V224H174ZM186 223V224H185ZM187 223H188V225H187ZM212 223H214V224H212ZM260 223V224H259ZM39 224H41V227H40V225ZM43 224V225H42ZM46 224V225H45ZM59 224V225H58ZM66 224V225H65ZM73 224V225H72ZM83 224H84V226H83ZM94 225V227L92 226V225ZM114 224V225H113ZM120 224H123V225H120ZM126 224V225H125ZM145 224V225H144ZM147 224H148V226L150 227H148L147 226ZM150 224H152L151 226H150ZM170 224H172V226H170ZM182 224V225H181ZM187 225V227H188V229H186V227L185 226H183V225ZM193 224H194V227H195V229H194V227H193ZM225 224V225H224ZM234 224H237V225H235L234 226ZM240 224V225H239ZM262 224V225H261ZM55 225V226H54ZM85 225H86V227H85ZM96 225V226H95ZM118 225V226H117ZM120 225V226H119ZM131 225H134V226H131ZM136 225V226H135ZM141 225V227H139ZM146 226L145 227V229H143L144 228V226ZM154 225V226H153ZM159 225V226H158ZM162 227H161V226ZM165 225V226H164ZM197 225V226H196ZM200 227H199V226ZM210 227H209V226ZM213 225V226H212ZM216 225V226H215ZM242 225V226H241ZM258 225L260 226V227H258ZM33 226V227H32ZM51 228H50V227ZM62 226H63V228H62ZM67 227V229H68V232H70V234H63V233H59V232H61L64 228H66ZM80 226V227H79ZM112 226H113V230L111 229L112 228ZM122 226V227H121ZM125 226V229L123 228ZM204 226V227H203ZM215 226V227H214ZM222 226V227H221ZM238 226V227H237ZM32 227V228H31ZM36 227V228H35ZM46 227V228H45ZM53 227H54V229H53ZM57 227V228H56ZM69 227V228H68ZM84 227V228H83ZM120 227H121V229H120ZM134 227V228H133ZM156 227H157V229H156ZM161 227V228H160ZM182 227H183V229H182ZM191 227V228H190ZM217 227V228H216ZM218 227H220L219 229H218ZM227 227V228H226ZM31 228V229H30ZM71 228L73 229V228H75V229H73V230H71ZM79 228V229H78ZM88 228V230H83V229H87ZM95 228V229H94ZM138 228V229H137ZM165 228H168V230L167 229H165ZM174 228V229H173ZM193 228V229H192ZM206 228V229H205ZM208 228V229H207ZM213 229V230H211V229ZM226 228V229H225ZM230 228H232V229H234V230H232V229H230ZM251 228V229H250ZM38 229H41L42 230V232H41V230L39 231ZM52 229V230H51ZM135 229V230H134ZM153 229V230H152ZM161 230L160 232L161 233H163V234H160V232H159V230ZM170 229H172V230H170ZM176 229V230H175ZM185 229H186V232H185ZM225 229V230H224ZM259 229V230H258ZM262 229V230H261ZM71 230V231H70ZM80 230V231H79ZM90 230V231H89ZM93 230V231H92ZM117 230H119V232L117 231ZM122 230H124V231H122ZM141 230V231H140ZM143 230V231H142ZM180 230H182L181 232H180ZM189 230H190V232H191V230H192V233H190L189 232ZM198 231L197 233L198 234H196V235H200L199 237L197 236V240H196V235L195 234H193V233H196V232H194V231ZM203 230V231H202ZM211 230V231H210ZM219 230V231H218ZM224 230V231H223ZM231 230V231H230ZM245 230V231H244ZM45 231V232H44ZM50 231V232H49ZM54 233H53V232ZM55 231L58 233H55ZM89 231V232H88ZM127 231V232H126ZM138 233H137V232ZM146 232V235H144L145 234V232ZM158 231V232H157ZM163 231V232H162ZM165 231V232H164ZM173 231V232H172ZM179 231V232H178ZM202 231V232H201ZM204 231H206V232H204ZM214 231H215V235H214ZM232 231L233 232H235V233H233L232 234ZM18 232H20V231H18ZM27 232H28V234H27ZM35 232H36V235H35ZM48 232V233H47ZM76 232H77V236H76ZM81 232V233H80ZM84 232H86V233H84ZM130 232H132L131 234H130ZM134 232V233H133ZM136 232V233H135ZM142 233V234H140V233ZM153 232V233H152ZM155 232H157V233H155ZM167 232V233H166ZM185 232V233H184ZM208 232H209V234H208ZM221 232V233H220ZM238 232V233H237ZM33 233V234H32ZM43 233V234H42ZM44 233H46V234H44ZM74 233V234H73ZM151 233V235H149ZM168 233H170V234H168ZM179 233V234H178ZM181 233H182V235H181ZM187 233H189V234H187ZM201 233V234H200ZM220 233V234H219ZM224 233V234H223ZM79 234V235H78ZM102 234H103V232H102ZM127 234V235H126ZM134 234V235H133ZM152 234H154L155 236L153 237L154 238V240H153V238H149V237H151L152 236ZM158 235V237H157V235ZM167 234V235H166ZM174 234H176V235H174ZM185 234V235H184ZM193 234V235H192ZM218 234V235H217ZM229 234V235H228ZM239 234V235H238ZM241 234V235H240ZM18 235L19 234H14L13 235V237L12 238H14L15 236H17L18 237ZM28 235H29V237L31 238L32 237V239H30L29 237H28ZM31 235V236H30ZM33 235H35V236H33ZM41 235V236H40ZM43 235H45V236H43ZM47 235V236H46ZM54 235H55V237H54ZM58 235V236H57ZM70 235V236H69ZM71 235L73 236V237H71ZM123 237H122V236ZM129 235V236H128ZM145 236V237H142V236ZM149 235V236H148ZM161 235H162V237H161ZM169 235V236H168ZM172 235H174V236H172ZM205 235V236H204ZM224 235V236H223ZM225 235H226V238H225ZM236 235H237V237H236ZM256 235V236H255ZM28 238H27V237ZM37 236V237H36ZM53 236V237H52ZM62 236V237H61ZM64 236V237H63ZM70 238H69V237ZM100 236H102V235H100ZM172 236V237H171ZM187 236V237H186ZM203 238H202V237ZM211 236H212V238H213V236H214V243H212V241L213 240H211L210 241V239H212L211 238ZM217 236V237H216ZM224 238H223V237ZM231 236V237H230ZM233 236V237H232ZM235 236V237H234ZM36 237V238H35ZM43 237V238H42ZM49 237V239H47ZM51 237V238H50ZM59 237V238H58ZM66 237V238H65ZM68 237V238H67ZM80 237V238H81ZM89 237H92V239H94L95 237H93V236H88V239H90ZM114 237H118V238H114ZM164 237V238H163ZM179 237H180V239H179ZM182 237H183V239H182ZM216 237V238H215ZM249 237H251V238H249ZM41 238V239H40ZM65 239V240H67L68 241V243H66L65 242V240H63V239ZM72 238V239H71ZM143 238V239H142ZM147 238V239H146ZM158 238V239H157ZM172 238V239H171ZM200 238V239H199ZM218 238V239H217ZM221 238V239H220ZM238 239V241H237V239ZM262 238V239H261ZM28 241H27V240ZM36 239V240H35ZM39 239V240H38ZM60 241V242H58V240ZM100 239H102V237H98V240H100ZM111 241H110V240ZM113 239V240H112ZM116 239H117V241H116ZM120 239H122V240H120ZM161 239V240H160ZM177 239V240H176ZM181 239H182V242H180L181 241ZM188 239V240H187ZM195 241H194V240ZM203 239V240H202ZM223 239V240H222ZM250 239V240H249ZM253 239V240H252ZM261 239V240H260ZM24 240V241H23ZM50 241V240H52V241H50V243H48V241ZM56 240V241H55ZM61 240H63V241H61ZM71 240V241H70ZM91 240V239H90ZM115 240V241H114ZM130 240H131V242H130ZM133 240V241H132ZM157 240H159V241H157ZM171 240H173V241H171ZM178 240H179V242H178ZM191 240V241H190ZM234 240H236V241H234ZM258 240V241H257ZM9 241V243L11 242L10 240H8ZM30 241H32V242H30ZM35 241V242H34ZM55 241V242H54ZM85 241V240H84ZM103 240H101L100 242H102ZM124 241V242H123ZM155 241H156V243H155ZM162 241V242H161ZM163 241H165V242H167L168 244H166L165 242H163ZM169 241V242H168ZM171 241V242H170ZM177 241V242H176ZM185 241V242H184ZM198 241V242H197ZM199 241H202V242H199ZM210 241V242H209ZM220 241V242H219ZM244 241V242H243ZM37 242H38V244H37ZM65 242V243H64ZM111 242V243H110ZM150 242V243H149ZM173 242H174V244H173ZM218 242H219V244H218ZM226 242V243H225ZM246 242H247V244H246ZM258 242V243H257ZM263 242V243H262ZM18 243V244H17ZM27 244V246L28 247H26V244ZM30 243V244H29ZM31 243H32V245H31ZM46 243V244H45ZM55 243V244H54ZM57 243V244H56ZM86 243H87V241H86ZM105 243V244H104ZM132 244V246H131V244ZM133 243H135L134 245H133ZM161 243V244H160ZM163 243V244H162ZM176 243V244H175ZM189 243H190V245H189ZM200 243V244H199ZM210 243H211V245H210ZM224 243V244H223ZM228 243V244H227ZM238 243V244H237ZM254 243V244H253ZM256 243V244H255ZM29 244V245H28ZM53 244V246H51V245ZM62 244V245H61ZM67 244V245H66ZM75 244H77L76 243V241H75ZM108 244V245H107ZM143 244V245H142ZM155 244V246H152V245H154ZM186 244H188L187 246L189 247H187L186 246ZM213 244V245H212ZM218 246H217V245ZM234 244V245H233ZM245 244V245H244ZM249 244V245H248ZM252 244V245H251ZM260 244H261V246H260ZM21 245H24L23 247L24 248H22V246ZM31 245V246H30ZM50 245V246H49ZM57 245V246H56ZM65 245V246H64ZM69 245V246H68ZM118 245V246H117ZM120 245V246H119ZM138 245V246H137ZM139 245L141 246V248H139ZM144 245H145V247L148 245V247H144ZM156 245H158V247L156 246ZM161 245H162V247H161ZM168 245V246H167ZM182 245V246H181ZM208 245V246H207ZM216 245V246H215ZM223 245V246H222ZM228 245V247L226 248V246ZM230 245V246H229ZM232 245V246H231ZM236 245L238 246L239 245V248L240 249H242V251L240 250V249H238L237 247H236ZM258 245V246H257ZM36 246H37V248H36ZM46 246H48V247H46ZM62 246V247H61ZM93 246H94V251H93ZM105 246V248H103ZM106 246H108V247H106ZM136 246V247H135ZM143 246V247H142ZM161 248H160V247ZM171 246H172V248H171ZM176 246V247H175ZM186 246V247H185ZM196 246V247H195ZM205 246V247H204ZM219 246H220V249H219ZM241 246V247H240ZM249 246H250V248H252V249H250L249 248ZM255 246V247H254ZM33 247V248H32ZM113 247H116V248H113ZM127 247V248H126ZM153 247L155 248V249H153ZM174 247V248H173ZM192 247H194V248H192ZM197 247H198V249H197ZM201 247V248H200ZM206 247H207V249H206ZM209 247V248H208ZM215 247V248H214ZM216 247H217V249H216ZM235 247V248H234ZM246 247V248H245ZM261 247V248H260ZM87 248H90V249H87ZM102 248L104 249V251L107 253H103L104 251L102 250ZM188 250H187V249ZM206 250V251H204V249ZM213 248V249H212ZM256 248V249H255ZM258 248H259V250H258ZM18 249V250H17ZM22 249L24 250V251H22ZM33 249V250H32ZM46 249H48V250H46ZM119 249V250H118ZM124 251H123V250ZM136 249L137 250H139V251H136ZM146 249V250H145ZM149 249V250H148ZM154 250V251H152V250ZM158 249V250H157ZM183 249V250H182ZM193 251H192V250ZM218 249H219V251H218ZM226 249V250H225ZM230 249H232V250H230ZM246 249V250H245ZM250 249V250H249ZM255 249V250H254ZM262 249V253L260 252V250ZM17 252H16V251ZM28 250V251H27ZM30 250V251H29ZM31 250H32V252H31ZM35 250V251H34ZM43 250H45V251H43ZM71 250V251H70ZM78 250V251H77ZM107 250H110V251H107ZM141 250V251H140ZM161 250V251H160ZM166 250V251H165ZM176 250V251H175ZM189 250H191V251H189ZM203 250V252H201ZM210 251V252H208V251ZM215 250V251H214ZM221 250V251H220ZM228 250H230V251H228ZM236 250H237V252H236ZM249 250V251H248ZM92 251L93 252H96V253H94V255H92L93 253H92ZM143 251V252H142ZM145 251V252H144ZM161 252V253H158V252ZM182 253V251H183V253L181 254L180 252ZM187 251V252H186ZM198 251V252H197ZM211 251H213L212 253H211ZM226 251H227V254H225L226 253ZM251 251H252V253H251ZM253 251H255V252H253ZM45 252V255L43 254ZM72 252H74V253H72ZM112 252V253H111ZM124 252H126V253H124ZM128 252V253H127ZM162 252H164V253H162ZM191 252V253H190ZM193 252V253H192ZM197 253V254H199V255H197V254H195V253ZM200 252L201 253H203L201 256H200ZM205 252V253H204ZM207 252V253H206ZM243 252V253H242ZM247 252H248V254H247ZM20 253V254H19ZM27 253V254H26ZM42 253V254H41ZM78 254V255H76V254ZM90 253H91V255H90ZM111 253V254H110ZM124 253V254H123ZM140 253H142V254H140ZM148 253H149V255H148ZM176 253H178V254H176ZM208 253H209V255H208ZM220 253V254H219ZM231 253H232V255H231ZM237 253V254H236ZM240 253H242V254H244V253H246V254H244L243 255V257H241L242 255L240 254ZM261 253V254H260ZM38 254H40L39 256H38ZM80 254V255H79ZM110 254V255H109ZM135 254V255H134ZM136 254H137V256H136ZM163 254V256H165L166 254V257H163V256H161ZM169 254V255H168ZM173 255L174 254V256H171V255ZM181 254V255H180ZM191 254H193V255H191ZM205 254V255H204ZM207 254V255H206ZM210 254H211V256H210ZM229 254H230V256H229ZM253 254V255H252ZM260 254V255H259ZM19 255V256H18ZM21 255H23V256H26V257H23V256H21ZM28 255L30 256L29 258H28ZM33 255H34V257L37 259L38 257V259L37 260H35V258L33 257ZM47 255V256H46ZM110 256V257H107V256ZM121 255H123V256H121ZM160 255V256H159ZM176 255V256H175ZM178 255V256H177ZM191 255V256H190ZM246 255V256H245ZM247 255H248V257H247ZM16 256H18V257H16ZM32 256V257H31ZM71 256V257H70ZM134 256H135V258H134ZM183 256V257H182ZM194 256V257H193ZM203 256H205L204 258H203ZM206 256H208V259H207V257ZM231 256H233V257H231ZM14 257H15V259H14ZM43 257V258H42ZM78 257V258H77ZM127 257H129V258H127ZM132 257V258H131ZM142 257V258H141ZM161 257V258H160ZM176 257H177V259H176ZM179 257V258H178ZM191 257H193V258H191ZM209 257H211V259L209 258ZM227 257V258H226ZM231 257V258H230ZM12 258V259H11ZM82 258H84V257H82ZM125 258V259H124ZM168 260H167V259ZM174 258V259H173ZM181 258V259H180ZM187 258H189V259H192V260H187ZM201 258H203V259H201ZM206 258V259H205ZM247 258V259H246ZM89 259V260H88ZM132 259V260H131ZM161 259V260H160ZM205 259V260H204ZM245 259V260H244ZM264 259V258H263ZM24 260V261H23ZM112 262H111V261ZM128 260V261H127ZM157 260V261H156ZM165 260V261H164ZM172 260V261H171ZM238 260V261H237ZM124 261V262H123ZM135 261V262H134ZM162 261V262H161ZM167 261V262H166ZM178 261H179V263H178ZM184 261V262H183ZM190 261V262H189ZM236 261V262H235ZM245 261V262H244ZM55 262V263H54ZM74 262H73V264H74ZM123 262V263H122ZM128 262V263H127ZM241 262V263H240ZM99 263H97V264H99ZM210 263V262H209ZM66 264V263H65ZM72 264V263H71ZM84 264V263H83Z\"/></svg>", "mask_w": 264, "mask_h": 264}]
</instances>
